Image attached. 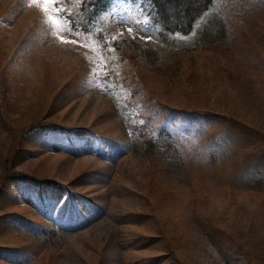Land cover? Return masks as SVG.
Listing matches in <instances>:
<instances>
[{"label": "rangeland", "instance_id": "1", "mask_svg": "<svg viewBox=\"0 0 264 264\" xmlns=\"http://www.w3.org/2000/svg\"><path fill=\"white\" fill-rule=\"evenodd\" d=\"M196 1L181 0V9ZM111 13L107 38L138 54L146 89L169 107L247 115L245 124L264 134V66L254 65L264 63V0H217L190 34L172 40L132 0ZM185 46L167 71V51ZM99 67L115 73L106 45L67 32L54 7L0 0V246L27 251L33 264H264L263 184L248 188L254 172L240 178L237 167L256 150L222 169L229 158L216 144L203 145L206 161L166 147L152 156L130 136L142 106L127 102L132 90L121 83L101 89ZM220 69L230 78L217 79ZM36 123L74 129L68 137L39 127L19 142ZM256 161L264 165V155ZM6 170L69 185L70 196L61 187L34 193L30 182L1 179Z\"/></svg>", "mask_w": 264, "mask_h": 264}, {"label": "trees", "instance_id": "2", "mask_svg": "<svg viewBox=\"0 0 264 264\" xmlns=\"http://www.w3.org/2000/svg\"><path fill=\"white\" fill-rule=\"evenodd\" d=\"M72 0H67V2H71ZM115 0H81L79 4L74 6H65V8L59 12V16L61 21L66 24L68 27L79 28V30L86 32L87 34H91L94 36H100L103 33L104 27L111 19V8L114 4ZM150 6L153 10L154 17H151L150 22L153 26L159 27V35L167 37H172L174 34H188L193 30L194 23L197 20V17L207 9H209L212 4V0H197L194 4L188 5L181 9L182 3L181 0H148ZM248 59V57H247ZM264 64V63H263ZM264 66V65H263ZM221 73L223 77L226 79L230 78L229 71L220 69L216 73L217 79H221ZM148 98H156L159 102V110L162 111L165 109L166 101L159 99L161 98L158 95H154L152 92L149 94ZM227 120L224 117L225 121V131L231 134L233 137L243 141L244 137H247L248 134L254 133L260 141H264V134L259 131H255L254 129H250L249 125L245 124V121L238 117H230ZM44 128L48 127L45 124L39 126L38 123L29 126L27 129H24L22 133H20L18 137L19 142H23L25 137L28 135V132L36 129V128ZM69 132V129L66 130ZM230 141V138H229ZM146 146H152V144H145ZM149 146V147H150ZM148 147V148H149ZM23 148L21 143H16L14 145V149L19 151ZM240 151L237 150V154ZM262 153L264 155V150L261 147L258 149L257 155ZM239 159V158H236ZM242 163L238 164V169L242 171H250V170H261L263 171L264 165L258 162L251 161L250 158H246ZM7 171V172H6ZM5 174L1 179H6L5 181L23 179L27 180V182L32 183L34 185V189H36L37 184L41 183L42 180L37 177L28 176L26 174H21L19 172L10 173L9 170H6ZM47 182H51L48 181ZM1 190V189H0ZM18 216V215H16ZM19 220V219H18ZM15 222H18L15 220ZM9 247L0 246V258L3 254L4 249ZM22 257V256H21Z\"/></svg>", "mask_w": 264, "mask_h": 264}, {"label": "snow or ice", "instance_id": "3", "mask_svg": "<svg viewBox=\"0 0 264 264\" xmlns=\"http://www.w3.org/2000/svg\"><path fill=\"white\" fill-rule=\"evenodd\" d=\"M43 3L46 11L49 10L50 7H57V0H43ZM145 39H150V37H145Z\"/></svg>", "mask_w": 264, "mask_h": 264}]
</instances>
